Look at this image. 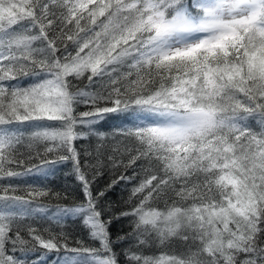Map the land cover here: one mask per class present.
I'll list each match as a JSON object with an SVG mask.
<instances>
[{"label":"snow or ice","instance_id":"obj_1","mask_svg":"<svg viewBox=\"0 0 264 264\" xmlns=\"http://www.w3.org/2000/svg\"><path fill=\"white\" fill-rule=\"evenodd\" d=\"M0 264H264V0H0Z\"/></svg>","mask_w":264,"mask_h":264},{"label":"trees","instance_id":"obj_2","mask_svg":"<svg viewBox=\"0 0 264 264\" xmlns=\"http://www.w3.org/2000/svg\"><path fill=\"white\" fill-rule=\"evenodd\" d=\"M102 130L108 132L112 131V129L109 128H104ZM84 146L88 147L89 145L85 144ZM23 181H25V178H21V183H23ZM47 183H49L51 187L56 188V190L58 191L67 190L69 192H72L78 187L77 181L74 178L70 165H57L54 170V174L48 178ZM68 226L74 227L71 226V224H69Z\"/></svg>","mask_w":264,"mask_h":264},{"label":"rangeland","instance_id":"obj_3","mask_svg":"<svg viewBox=\"0 0 264 264\" xmlns=\"http://www.w3.org/2000/svg\"><path fill=\"white\" fill-rule=\"evenodd\" d=\"M51 176V175H50ZM49 176V177H50ZM23 178H25V181H29V182H33V178L32 177H30V176H25V177H23ZM22 178V179H23ZM48 181V180H47ZM47 181H45V183H47Z\"/></svg>","mask_w":264,"mask_h":264},{"label":"bare ground","instance_id":"obj_4","mask_svg":"<svg viewBox=\"0 0 264 264\" xmlns=\"http://www.w3.org/2000/svg\"><path fill=\"white\" fill-rule=\"evenodd\" d=\"M71 226H73V225H71Z\"/></svg>","mask_w":264,"mask_h":264}]
</instances>
